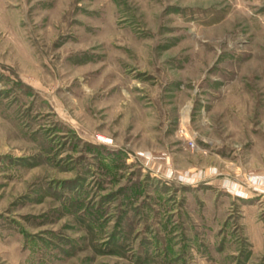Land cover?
<instances>
[{"label":"rangeland","instance_id":"rangeland-1","mask_svg":"<svg viewBox=\"0 0 264 264\" xmlns=\"http://www.w3.org/2000/svg\"><path fill=\"white\" fill-rule=\"evenodd\" d=\"M0 264H264V0H0Z\"/></svg>","mask_w":264,"mask_h":264},{"label":"built area","instance_id":"built-area-1","mask_svg":"<svg viewBox=\"0 0 264 264\" xmlns=\"http://www.w3.org/2000/svg\"><path fill=\"white\" fill-rule=\"evenodd\" d=\"M96 137H97V139H98L99 141H102V142H111V139H109V138H105V137L102 136V135H96Z\"/></svg>","mask_w":264,"mask_h":264}]
</instances>
